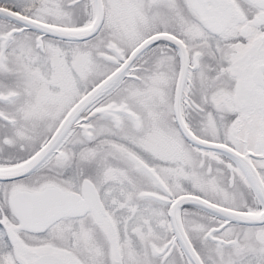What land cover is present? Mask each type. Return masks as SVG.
I'll list each match as a JSON object with an SVG mask.
<instances>
[{
  "label": "snow or ice",
  "instance_id": "snow-or-ice-1",
  "mask_svg": "<svg viewBox=\"0 0 264 264\" xmlns=\"http://www.w3.org/2000/svg\"><path fill=\"white\" fill-rule=\"evenodd\" d=\"M0 264H264V0H0Z\"/></svg>",
  "mask_w": 264,
  "mask_h": 264
}]
</instances>
